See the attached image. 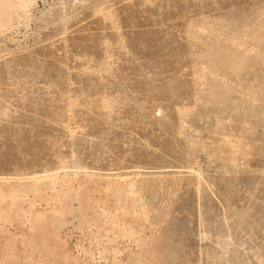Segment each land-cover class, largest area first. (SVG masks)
<instances>
[{
  "label": "rangeland",
  "instance_id": "obj_1",
  "mask_svg": "<svg viewBox=\"0 0 264 264\" xmlns=\"http://www.w3.org/2000/svg\"><path fill=\"white\" fill-rule=\"evenodd\" d=\"M0 264H264V0H0Z\"/></svg>",
  "mask_w": 264,
  "mask_h": 264
}]
</instances>
